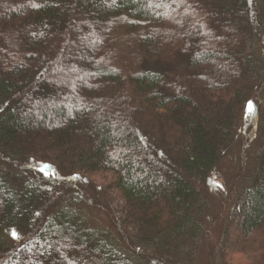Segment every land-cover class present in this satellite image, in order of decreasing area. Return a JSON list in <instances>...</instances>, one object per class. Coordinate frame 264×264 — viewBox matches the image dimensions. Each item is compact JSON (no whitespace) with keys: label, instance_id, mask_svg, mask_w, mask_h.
I'll use <instances>...</instances> for the list:
<instances>
[{"label":"trees","instance_id":"obj_1","mask_svg":"<svg viewBox=\"0 0 264 264\" xmlns=\"http://www.w3.org/2000/svg\"><path fill=\"white\" fill-rule=\"evenodd\" d=\"M0 264H264V0H0Z\"/></svg>","mask_w":264,"mask_h":264},{"label":"rangeland","instance_id":"obj_2","mask_svg":"<svg viewBox=\"0 0 264 264\" xmlns=\"http://www.w3.org/2000/svg\"><path fill=\"white\" fill-rule=\"evenodd\" d=\"M228 166L230 165V173H232V172H234V171H236L237 169H236V165H233V164H227ZM228 172H226V174L225 175H223V177H221V176H218L217 178H216V182L218 183V185L221 187V188H223V187H225V183H226V181H227V177H229V175H232V174H230L229 173V170H227ZM111 207L117 212V214L118 215H120V213H119V209H120V201L118 200V199H114L113 201H112V204H111ZM93 218H95V219H97L98 221H102V220H104V218H105V214H104V212L103 211H100V210H97V211H94V213H93ZM242 260V257L240 256L239 257V263H240V261Z\"/></svg>","mask_w":264,"mask_h":264},{"label":"snow or ice","instance_id":"obj_3","mask_svg":"<svg viewBox=\"0 0 264 264\" xmlns=\"http://www.w3.org/2000/svg\"><path fill=\"white\" fill-rule=\"evenodd\" d=\"M133 23H134V22H133ZM254 110H255V106H254V104L252 103V101H249L248 104H247L246 113H247L248 115H251V114L254 112ZM48 167H49V165H43V166H39V167H37L36 170H37L38 172H40V173H43L46 179L55 178L54 176H53V177H49L48 173L46 172V169H47ZM72 179H73V180H75V179H79V177L74 176V177H72ZM221 187H222V186H221ZM13 237H14V238H19V237H18V234L15 233V231L13 232Z\"/></svg>","mask_w":264,"mask_h":264}]
</instances>
